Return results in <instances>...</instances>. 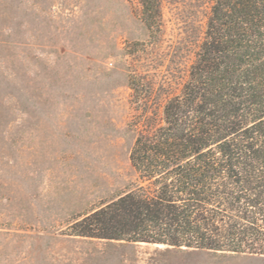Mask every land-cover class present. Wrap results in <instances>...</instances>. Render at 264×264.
<instances>
[{"label": "rangeland", "instance_id": "1", "mask_svg": "<svg viewBox=\"0 0 264 264\" xmlns=\"http://www.w3.org/2000/svg\"><path fill=\"white\" fill-rule=\"evenodd\" d=\"M212 1L165 0L151 34L139 0H0V264H264L68 235L139 183L141 102L180 93Z\"/></svg>", "mask_w": 264, "mask_h": 264}, {"label": "trees", "instance_id": "2", "mask_svg": "<svg viewBox=\"0 0 264 264\" xmlns=\"http://www.w3.org/2000/svg\"><path fill=\"white\" fill-rule=\"evenodd\" d=\"M164 1L139 0L151 34ZM141 103L139 183L68 235L264 256V0H213L180 93Z\"/></svg>", "mask_w": 264, "mask_h": 264}, {"label": "water", "instance_id": "3", "mask_svg": "<svg viewBox=\"0 0 264 264\" xmlns=\"http://www.w3.org/2000/svg\"><path fill=\"white\" fill-rule=\"evenodd\" d=\"M159 245V244H158Z\"/></svg>", "mask_w": 264, "mask_h": 264}]
</instances>
